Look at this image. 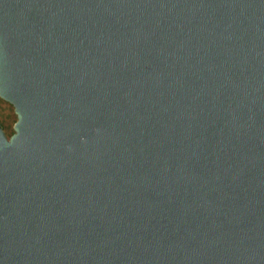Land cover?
<instances>
[{"label": "water", "instance_id": "1", "mask_svg": "<svg viewBox=\"0 0 264 264\" xmlns=\"http://www.w3.org/2000/svg\"><path fill=\"white\" fill-rule=\"evenodd\" d=\"M0 264H264V0H0Z\"/></svg>", "mask_w": 264, "mask_h": 264}, {"label": "trees", "instance_id": "2", "mask_svg": "<svg viewBox=\"0 0 264 264\" xmlns=\"http://www.w3.org/2000/svg\"><path fill=\"white\" fill-rule=\"evenodd\" d=\"M15 119V114L12 109V105L0 98V124L8 135L12 131L11 124Z\"/></svg>", "mask_w": 264, "mask_h": 264}, {"label": "rangeland", "instance_id": "3", "mask_svg": "<svg viewBox=\"0 0 264 264\" xmlns=\"http://www.w3.org/2000/svg\"><path fill=\"white\" fill-rule=\"evenodd\" d=\"M12 125V124H11Z\"/></svg>", "mask_w": 264, "mask_h": 264}]
</instances>
